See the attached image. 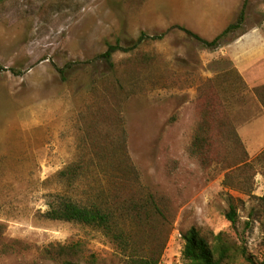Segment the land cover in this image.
<instances>
[{
    "label": "rangeland",
    "instance_id": "rangeland-1",
    "mask_svg": "<svg viewBox=\"0 0 264 264\" xmlns=\"http://www.w3.org/2000/svg\"><path fill=\"white\" fill-rule=\"evenodd\" d=\"M243 2L0 3V264H127L102 230L46 218L54 193L144 202L147 222L120 226L142 247L166 242L160 264L183 263L191 227L211 243L220 235L231 264L263 258L264 107L252 89L264 84V0L248 1L243 29L216 49L174 29L116 53L114 67L96 60L108 43L173 25L211 40ZM71 62L62 76L58 67ZM211 88L229 124L217 136L219 160L207 165L191 148ZM81 159L88 174L73 185L58 176Z\"/></svg>",
    "mask_w": 264,
    "mask_h": 264
},
{
    "label": "trees",
    "instance_id": "trees-1",
    "mask_svg": "<svg viewBox=\"0 0 264 264\" xmlns=\"http://www.w3.org/2000/svg\"><path fill=\"white\" fill-rule=\"evenodd\" d=\"M2 1L3 0H0V3ZM248 1L249 0H244L238 17L211 40L202 37L200 34L185 26L173 25L165 32L159 34L142 32L137 38L125 45L121 44L120 41L108 43L106 50L98 55L96 60H101L110 67H114L115 63L113 57L116 53L135 52L141 44L151 41H160L174 29L183 31L205 48L216 49L220 47L229 36L243 29ZM75 65L74 62H71L65 67H58V71L64 76L66 70L72 69ZM2 69H4V67L0 66V70ZM11 70L16 74L21 73V71H17L14 68ZM252 91L264 107V84L254 87ZM228 124L227 106L222 101L219 92L211 88L209 90V96L204 102L202 120L195 133L191 148V151L197 155L204 164L208 165L219 160L214 147L216 145L217 136L228 127ZM105 154L107 153L103 152L99 153V156L97 155V157H99L98 162L106 158ZM262 155H264V151L261 153V156ZM84 174H88V169L85 160L81 159L78 163L69 165L65 169L59 171L58 176L65 178L73 185L75 181L79 179L78 177ZM48 206L49 208L44 214L46 218L92 226L102 230L106 235L111 236L115 241L121 243V248L127 256V264H160L166 242L158 244L155 239L149 247H142L132 238V234H127L120 226L126 219L138 225L145 224L148 219V209L144 202H135L133 199L126 198L118 200L116 195L108 200L86 198L78 201L71 196L54 193L51 194V200H49ZM235 215V211H231L228 217L234 222ZM216 239L217 242L211 243L198 228L191 227L183 234L184 247L182 250V264H231V262L227 261L228 246H223L220 235H218ZM63 248L65 247L63 246L62 249ZM60 253L62 254V251H60ZM230 257L231 256L228 258ZM247 259L249 264H264V256L259 261L249 257ZM62 264L77 263L64 259Z\"/></svg>",
    "mask_w": 264,
    "mask_h": 264
}]
</instances>
